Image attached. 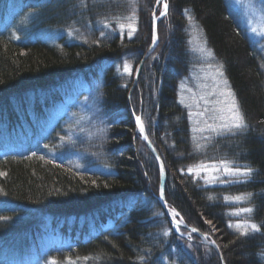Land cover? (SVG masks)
I'll return each mask as SVG.
<instances>
[{"label":"trees","instance_id":"16d2710c","mask_svg":"<svg viewBox=\"0 0 264 264\" xmlns=\"http://www.w3.org/2000/svg\"><path fill=\"white\" fill-rule=\"evenodd\" d=\"M155 1L0 0V22L9 6L21 7L0 27V133L25 145L0 156V264H49L53 258L68 264V257L76 264H221L197 237L173 231L157 201L156 162L135 136L127 103L135 73L128 78L124 66L133 72L149 48ZM166 2L158 43L130 103L163 162L167 208L215 241L225 264H264V54L228 0ZM129 14L136 17L131 36L128 27L103 36L95 27ZM191 28L221 64L248 125L205 143L196 140L179 100L193 65ZM55 29H74L81 40L41 39L42 31ZM75 79L97 83L89 121L73 127L63 114L39 134L35 122L54 117ZM220 160L254 171L215 186L188 171ZM236 196L247 198L229 203ZM245 207L254 209L248 220L261 226L259 232L233 230L236 218L229 212ZM43 232L54 240L39 252L41 262L17 263Z\"/></svg>","mask_w":264,"mask_h":264},{"label":"rangeland","instance_id":"374dc122","mask_svg":"<svg viewBox=\"0 0 264 264\" xmlns=\"http://www.w3.org/2000/svg\"><path fill=\"white\" fill-rule=\"evenodd\" d=\"M100 1L102 2L103 0ZM228 1L231 4L232 8L235 9L236 15L238 17V22L240 23L241 27L245 29L246 35L259 46L260 51L264 54V35L260 34L261 32H264V5L262 3L264 0ZM97 2L98 1H94V3ZM14 4H16V2L13 3V5ZM159 6H163V4H159ZM11 7L12 6H9V8L7 9L3 19L5 21L2 20L3 22H0V27L5 25L8 17H12L13 14L16 13L15 11L21 8L20 6H15L14 9ZM158 7L155 10L157 11L155 13L156 19H158L160 13L163 12L162 9L158 13ZM155 11L153 10V12ZM131 16H133V14L124 16V18H116L115 20L111 21L100 20L95 24V27H97L104 34L110 33L111 30H116L117 32L122 31L123 29H126L128 27V24L133 23L132 20L128 19V17ZM24 20L27 22L26 19ZM105 23H107L109 27H104ZM21 24L23 23L21 22ZM120 24H124L125 27L121 29ZM253 28H256L257 31L253 32ZM189 32L191 35L188 39V44L190 52L192 54V58H189V60L193 61V65L188 70L187 77L182 83L179 100L181 104H183L184 107L188 110L191 127L195 131L194 134L196 135V140L200 143H205L206 141H211L218 136L234 135L240 130H234L233 132L220 131L218 133L206 130L205 121L207 120L208 122H212L209 119V117L213 114L212 110L225 108L228 104L231 103V97L228 95L230 88L223 76L221 64L215 59L211 50L208 49L203 39L202 33L200 31H197L195 28H191ZM40 34L41 39L49 43L55 42L60 37H64L68 41L81 40L80 37H77L75 35L74 29L45 30ZM128 67L131 70V73H135V70H137L135 69L132 72V66ZM125 74L128 78L130 77V74L128 72H125ZM96 85V81H91L84 85L83 82L75 79L74 82L70 85V90H68L64 95V101H62V103L58 105V109L54 117L51 118L47 122V124L40 123L41 121L35 122L39 123L36 128V130L39 131V134H46L54 124L55 119L63 114H68L67 118L68 120L71 119L73 121V127H76L83 120L89 121L90 115L94 112L93 106H95L96 103ZM67 87H69V85ZM129 107L131 108V103L130 106L128 105V108ZM71 109H73L74 111H72L70 114L69 110ZM129 112L132 116V120L137 116L141 118L140 113L135 114L132 109H129ZM201 113H203V115H200ZM216 123H219V121H217ZM135 136L139 138L136 129ZM13 138L3 133L0 135V146L2 145V147H0L2 148V150H0V156H4L14 152L20 153L21 151L25 150L23 141L16 137L14 139ZM211 164L212 163L207 164L209 166L207 170H200L199 175H197L195 171L192 172L193 175L198 176L203 183H206L210 186L221 185L222 183L219 182L220 180L228 181L227 183H223L225 185L236 183V180H238L239 177H227L223 176L221 173H215L211 170ZM198 168L199 166L195 167L194 169ZM213 176L218 177V179H212L211 177ZM205 177H208V179H205ZM230 202L232 204L240 203V201H235L232 198L229 203ZM236 211L238 210H232L229 212V214L236 218L233 230L239 231L241 233L242 229H238L236 225L242 224L245 221H249V213H241L239 216H237L233 214ZM249 232H252L251 229H249ZM185 236L189 237L190 235L185 234ZM53 240L54 239L50 237L49 234H44L43 232V235L41 237H37L34 240V244L30 242L29 247H31V249L24 251V254H22L24 256L16 259V262L25 263L26 261L30 260V257H33L37 263L41 262V255L39 252H44L45 249H47V247L50 245V241ZM210 240L213 241L212 239ZM14 255L16 256V254Z\"/></svg>","mask_w":264,"mask_h":264},{"label":"snow or ice","instance_id":"6c2138e0","mask_svg":"<svg viewBox=\"0 0 264 264\" xmlns=\"http://www.w3.org/2000/svg\"><path fill=\"white\" fill-rule=\"evenodd\" d=\"M156 2H157V4H160L161 0H156ZM81 3H82V6H86L84 4V0H81ZM163 8H164V11L160 13L161 16L165 15L167 12V9H168V4H167L166 0L163 3ZM128 19L133 21V23L128 24V28L130 29L128 34H129V36H131L132 33H134L136 31L135 23H134L136 17L133 14V16L128 17ZM155 19H156V16H155V13H153V25L155 23ZM104 27H109V25L107 23H105ZM124 27H125L124 24H120L121 29H123ZM252 31L256 32L257 29L253 28ZM260 34L264 35V32H261ZM101 35L103 36L104 33L101 32ZM156 41H157V36L155 33V29L153 28V32H152V43H153V45H155ZM124 71L131 74V70L129 69L127 64H125V66H124ZM221 75H222V73H221ZM228 95L231 97V103L228 104L225 108L212 110L213 114L209 117V119L212 122H208L207 120L205 121L206 130L211 131V132H217V133L220 131L233 132L234 130H243L244 128L248 127L245 116L241 112L239 104H238L234 94L231 93V91L229 90ZM200 115H203V113H201ZM217 121H219V123H216ZM136 122H137V125L139 127L140 133L143 134L144 125H143V122L139 116L136 117ZM143 138L147 139V136H144ZM198 148H199V146H198ZM33 155H35V153H33ZM208 167L209 166L207 164H201V165H199L198 169L189 168L188 171H189V173H192L195 171L196 174L199 175L200 170H207ZM211 170L215 173H221L223 176H227V177H245V178L250 177L254 171L250 167H248V168L236 167V166H234V164L232 162L227 161V160H220L218 163H216V162L212 163L211 164ZM161 172H163V165H161ZM211 178L214 180L218 179V177H216V176H213ZM205 179H208V177H205ZM219 182L227 183L228 181L220 180ZM163 195H164L163 189H161V197H163ZM246 198H247L246 196H236L232 199H234L235 201H240V200L246 199ZM225 199H228V198L226 197ZM253 211H254L253 208L245 207V208L239 209L238 211L234 212L233 214L239 216L241 213H252ZM171 214L173 215L174 218L176 216H179V213H177L175 211V209H172ZM3 219H7V218H3ZM177 223H180V221H177ZM230 227H231V225H230ZM236 227L238 229H242L241 235H248L249 229H251V231L253 233L259 232L261 230V226H258L256 223H251L249 221H245L242 224H237ZM197 231L198 230L196 228L192 229V232H197ZM164 234L167 235L168 233L165 232ZM204 238L206 240L210 239V237L207 234H205ZM210 242L215 244V241H210ZM217 248H219L218 245H217ZM66 259L68 261V264H76V261H73L71 257H68ZM85 259H87V258H85ZM49 264H58V262L55 260V258H53L51 261H49Z\"/></svg>","mask_w":264,"mask_h":264},{"label":"water","instance_id":"95a60500","mask_svg":"<svg viewBox=\"0 0 264 264\" xmlns=\"http://www.w3.org/2000/svg\"><path fill=\"white\" fill-rule=\"evenodd\" d=\"M164 1H165V0H161V3H160V4H163ZM158 6H159V4H157V2H156V5H155V9H154V11L157 9ZM153 13H156V11L153 12ZM162 18H163V16L160 15L158 19H155V23H154V25H153V14L151 15V21H152V32H153V28H154V29H155V33H156V36H157V24H158V22H159ZM156 44H157V41H156L155 45H153V43H152V38H151V45H150V48H149V50H147L146 54L143 56V58H142V59L140 60V62H139V65H138L137 70H136V73H135V79H134V82H133V84H132V86H131V88H130V90H129L128 96H130V95L132 94V92L134 91V89H135V87H136V85H137V79L139 78V76H140V74H141V71H142V68H143V64H144L145 60L148 58L149 54H151V52L154 50ZM144 136H146V135H145L144 132H143V137H144ZM143 141H144V143H145V145H146L148 151L154 156V159H155V161H156V163H157V165H158V167H159V169H160V172H161V165H163V162L161 161V159H160L159 157L156 156L155 150L153 149V147H152L151 143L149 142L148 138H147V139H144V138H143ZM160 180H161V186L163 187L164 180H165V169H164V165H163V172H161ZM159 201L161 202V204H162V208H163V211H164V213H165V215H166V217H167V219H168V221H169V223H170L171 225L176 226V228L186 227V226H184V225H181L180 223H177V222H176L175 220H173L172 218H170V216H169V214H168V211H167V208H166V206H165L164 195H163V197H161V192H160V191H159ZM186 229H188V230H192L193 228L186 227ZM196 234H197V237L201 240V242H202L203 244H205L206 246L211 247V248L214 250V252L216 253V255L218 256V258H219V260H220V263H221V264H225L223 258H221L222 255H221V252H220L219 248H217V245H216V244H213V243H211V242H209V241H207V240L204 238L205 236H202L199 232H196Z\"/></svg>","mask_w":264,"mask_h":264},{"label":"bare ground","instance_id":"6f19581e","mask_svg":"<svg viewBox=\"0 0 264 264\" xmlns=\"http://www.w3.org/2000/svg\"><path fill=\"white\" fill-rule=\"evenodd\" d=\"M229 8V7H228ZM233 17V16H232ZM151 38H152V34H151ZM156 47V46H155ZM134 79H135V76L133 77V82H134ZM133 84V83H132ZM132 86V85H131ZM136 87H137V85H136ZM135 87V88H136ZM130 98H131V95L130 96H128V101H127V103H128V105L130 106ZM129 109H131L130 107H129ZM134 122H135V125H136V128H137V132H138V134H139V136H140V140L144 143V141H143V134H141L140 133V130H139V127H138V125H137V122H136V118L134 117ZM144 134H145V131H144ZM146 135V134H145ZM145 144V143H144ZM146 146V145H145ZM153 147V146H152ZM146 149H147V147H146ZM154 149V148H153ZM147 151H148V149H147ZM149 152V151H148ZM150 153V152H149ZM156 153V152H155ZM151 154V153H150ZM152 155V154H151ZM156 156L157 157H159L158 155H157V153H156ZM152 157L154 158V156L152 155ZM155 160V159H154ZM162 161V160H161ZM156 162V161H155ZM156 165H157V163H156ZM157 168H158V173H159V189H158V194H157V201L159 202V204H160V206H161V208H162V204H161V202L159 201V191L161 192V189H163V193H164V200H165V182H166V176H165V180H164V184H163V187L161 186V180H160V176H161V172H160V169H159V167H158V165H157ZM165 206H166V208H167V205H166V202H165ZM162 210H163V208H162ZM167 211H168V214H169V216H170V218H172L173 220H175L176 222L177 221H180V224L181 225H184V226H186V227H188L186 224H185V222L183 221V219L180 217V215L179 216H177V217H173V215H171V211H169L168 210V208H167ZM163 213H164V211H163ZM164 215H165V213H164ZM166 216V215H165ZM167 218V217H166ZM168 220V219H167ZM169 222V221H168ZM170 224V223H169ZM170 226L172 227V229H173V231L178 235V236H181V237H183V238H187L186 236H185V234H183L182 233V231H181V229H184V230H186L189 234H192V235H194L195 237H197V234H196V232H192V230H188V229H186V227H181V228H176V226H174V225H171L170 224ZM198 232V231H197ZM200 233V232H199ZM201 234V233H200ZM202 236H205V235H203V234H201ZM198 238V237H197ZM198 240H199V242L201 243V244H203L202 242H201V240L198 238ZM207 241H211L210 239L209 240H207ZM203 245H205V244H203ZM221 252V251H220ZM222 255V254H221ZM218 257V256H217ZM223 258V257H222ZM224 260V259H223Z\"/></svg>","mask_w":264,"mask_h":264}]
</instances>
